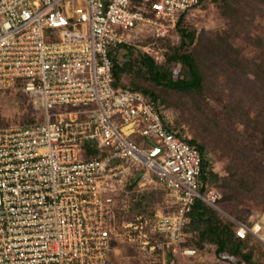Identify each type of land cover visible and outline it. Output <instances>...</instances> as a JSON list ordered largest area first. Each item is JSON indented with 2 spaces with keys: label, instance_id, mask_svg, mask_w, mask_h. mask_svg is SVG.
I'll return each mask as SVG.
<instances>
[{
  "label": "built area",
  "instance_id": "obj_1",
  "mask_svg": "<svg viewBox=\"0 0 264 264\" xmlns=\"http://www.w3.org/2000/svg\"><path fill=\"white\" fill-rule=\"evenodd\" d=\"M202 1L0 0V89H20L44 113L0 127V264H106L126 232L145 244L163 235L175 264H193L198 248L183 246L189 213L197 201L219 209L223 193L209 170L202 177L197 145L115 70L125 47L166 37ZM132 184L162 188L168 210L118 224ZM250 233L264 244L261 222L236 229Z\"/></svg>",
  "mask_w": 264,
  "mask_h": 264
},
{
  "label": "rangeland",
  "instance_id": "obj_2",
  "mask_svg": "<svg viewBox=\"0 0 264 264\" xmlns=\"http://www.w3.org/2000/svg\"><path fill=\"white\" fill-rule=\"evenodd\" d=\"M182 25L196 35L186 50L199 53L205 73L201 92H186L157 83L145 66L144 62L151 57L159 65L170 68L172 63L167 62L164 53L172 50L171 41L150 44L151 37L141 36L125 47L116 70L122 85H138L153 91L169 124L190 140L204 144L207 170L217 172L218 179L214 178V182L221 186L223 178L238 166L236 154L252 153L264 160V124L248 121L249 113L256 117L264 106L263 72L251 63H264V0H203L187 12ZM173 67L174 75L179 74L180 65ZM252 70H257L259 76H254ZM26 103L15 92L1 93L0 124L24 125L32 119L34 112L24 109ZM40 114L44 116L43 111ZM140 174L134 171L130 178ZM219 189L223 193L219 209L209 205L218 215L236 229L239 224L252 226L256 222H261L264 228V203L258 195L239 193L226 200V188ZM160 196L163 193L157 190L151 197L155 201V213L160 210ZM149 236L150 242L145 244V237L137 232L124 233V242L114 249V264H164L163 256L148 253L152 243ZM194 236L197 241L198 235ZM250 236L248 243L254 245L256 253L253 264H264V244L256 235L250 233ZM197 247L201 257L194 264H235L234 255L223 253L220 257L215 245L203 243ZM229 255L235 259H228Z\"/></svg>",
  "mask_w": 264,
  "mask_h": 264
},
{
  "label": "trees",
  "instance_id": "obj_3",
  "mask_svg": "<svg viewBox=\"0 0 264 264\" xmlns=\"http://www.w3.org/2000/svg\"><path fill=\"white\" fill-rule=\"evenodd\" d=\"M187 12H183L180 16L177 28L172 31L169 35L164 38H152L150 44L159 45L165 41H171L169 43L172 50L165 52L166 60L171 64L170 68L159 65L154 58H148L144 62L145 66L154 76V80L157 83H164L170 88L183 90L186 92H201L205 85V73L201 66L197 50H186L188 42H193L196 39L194 32L184 27L183 20ZM178 38V40H175ZM198 53V54H197ZM253 66H259L264 76V63L258 65L257 62H251ZM175 64L180 65V72L174 75ZM254 76H259L257 70H252ZM116 78L119 81L117 70H115ZM176 76V77H175ZM264 80V79H263ZM136 87H139L138 85ZM140 88V87H139ZM142 89L146 96L156 101V94L147 89ZM19 95L20 101L27 102L24 104L26 111L33 110V118L27 123L33 124L41 120L42 115L39 110H35L26 95L18 88L0 89L1 93H13ZM250 123H256V125L264 124V106L262 111L256 117H253L249 113ZM0 127H5L0 124ZM192 143L197 145L201 153L205 158L206 148L204 144L198 142L196 139L191 140ZM264 144V141H263ZM264 146V145H263ZM239 153V152H238ZM236 160L238 166L235 169L230 170L229 175L223 178L221 186L226 188L225 199L231 200L237 197V194H245L247 192H253L260 197V201L264 203V160L259 158L256 154L252 153H240L236 154ZM207 162L204 164L203 178H207ZM242 168H241V167ZM211 180L213 184L219 188V184L214 182V178L218 179V174L211 172ZM159 190L163 193L159 199V209L168 210L167 200L165 197V191L162 188L153 187H138L137 185H130L125 191H122L116 207L117 212V223L119 224L122 220L127 222H144L145 220L153 221L155 218L156 206L155 201L151 197H154L155 192ZM121 232H125V229L120 228ZM186 239L183 242V246H195L197 244L210 243L216 246V253L222 257L223 253H229L236 257L235 264H253L256 261V253L254 245H249L251 239L250 234L245 238H240L236 234V227L233 223L225 220L222 216L218 215L217 212L212 209L209 205L202 201H197L189 213V220L184 227ZM124 234V233H123ZM122 236L114 238L111 243V249L106 264H114V249L116 246L124 242ZM194 234L198 235V240ZM152 243H156L155 250H149L150 254H158L164 257V264H175L178 261V253L171 247H167L165 244V238L163 235H151ZM198 248V247H197ZM198 256H201L200 249L198 248ZM228 259H235L233 257ZM227 259V258H226Z\"/></svg>",
  "mask_w": 264,
  "mask_h": 264
},
{
  "label": "crops",
  "instance_id": "obj_4",
  "mask_svg": "<svg viewBox=\"0 0 264 264\" xmlns=\"http://www.w3.org/2000/svg\"><path fill=\"white\" fill-rule=\"evenodd\" d=\"M150 187L158 188L159 186H154V185H153V186H150ZM159 188H160V187H159ZM165 195H166V194H165ZM198 254H199V253H198ZM200 257H201V256H198V255H197L196 257L192 258L191 261L193 262V264H194V263H195Z\"/></svg>",
  "mask_w": 264,
  "mask_h": 264
}]
</instances>
